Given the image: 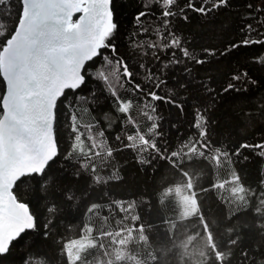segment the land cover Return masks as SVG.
<instances>
[{
	"label": "snow or ice",
	"instance_id": "obj_1",
	"mask_svg": "<svg viewBox=\"0 0 264 264\" xmlns=\"http://www.w3.org/2000/svg\"><path fill=\"white\" fill-rule=\"evenodd\" d=\"M128 4L125 30L116 0H0V264H50L37 245L50 246L57 236L55 242L64 240L58 230L66 220L65 206L76 200V187L84 178L89 186L98 183L114 154L104 130L93 132L105 121L109 128L113 123L101 99L111 97L123 124L133 129L126 143L115 136L120 150L136 154L161 150L157 102L190 115L191 127L208 143L213 130L264 124V0H242L243 11L235 0ZM226 12L233 17L230 23ZM221 16L223 21L217 19ZM196 20L203 21V31H191ZM233 24L241 38L218 49L211 43L217 27L222 33ZM252 48L256 51L248 62L217 87L212 73L219 71L221 58ZM163 89L166 95L159 94ZM69 95L72 103H67ZM77 99L91 100L88 110L102 113L101 118L77 123V112L67 111L77 107ZM62 105L74 134L64 158L83 161L73 171L53 167L61 156ZM134 109L150 122L146 131ZM244 149L264 157V137L240 144L235 155ZM29 181L39 215L31 200L21 199L20 187ZM29 232H37V240L14 256L16 242Z\"/></svg>",
	"mask_w": 264,
	"mask_h": 264
},
{
	"label": "trees",
	"instance_id": "obj_2",
	"mask_svg": "<svg viewBox=\"0 0 264 264\" xmlns=\"http://www.w3.org/2000/svg\"><path fill=\"white\" fill-rule=\"evenodd\" d=\"M235 2L243 11L242 0ZM116 8L123 29H129L125 19L130 11L128 0H116ZM225 16H229L230 23L233 17L227 12ZM217 19L223 21L224 16ZM202 24L201 20L194 21L191 31H203ZM185 31L188 34L189 30ZM240 38L233 24L222 33L217 27L211 43L221 49ZM255 51L241 49L235 56L221 58L219 71L212 73L217 87L231 71L246 64ZM159 94L166 95L167 89ZM67 103H72L71 95ZM90 103L77 99V107L67 111L77 112V123H91L102 113L89 111ZM100 104L113 117V123L109 128L105 121L93 132L104 130L103 139L114 154L98 175V183L89 186L84 178L76 187V200L65 206L66 220L58 230L64 240L55 242L57 236L50 246L37 245L47 253L50 264H264V157L251 149H244L239 157L235 155L240 144L261 141L264 124H234L223 131L213 130L208 143L191 127L190 115L181 116L177 109L157 102L160 136L156 142L161 150L136 154L130 149L120 150L121 143L115 139L120 134L126 143V134L133 129L123 124L111 97L101 99ZM59 113L61 156L53 167L73 171V166L83 161L65 160L74 134L69 131L63 105ZM133 115L146 131L150 122L138 115V109ZM179 186L193 192L194 210L185 211ZM30 189L31 181L21 185V199L31 200L33 211L39 215L41 208L32 199ZM37 236V232H29L16 242L14 256L22 255ZM73 243L82 245L72 250ZM12 264L19 261L13 260Z\"/></svg>",
	"mask_w": 264,
	"mask_h": 264
},
{
	"label": "rangeland",
	"instance_id": "obj_3",
	"mask_svg": "<svg viewBox=\"0 0 264 264\" xmlns=\"http://www.w3.org/2000/svg\"><path fill=\"white\" fill-rule=\"evenodd\" d=\"M178 191L181 194V199H182L183 205L185 206V211L190 212L194 210L195 205H196V199H195L193 192H189L186 188L180 187V186L178 187ZM81 245L82 243H78V244L73 243L71 244L70 248L72 250L78 249Z\"/></svg>",
	"mask_w": 264,
	"mask_h": 264
}]
</instances>
